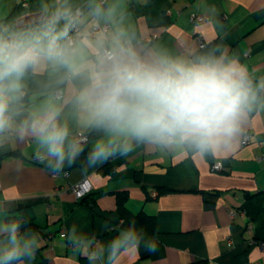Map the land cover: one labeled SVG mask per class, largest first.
<instances>
[{"label": "clouds", "instance_id": "1", "mask_svg": "<svg viewBox=\"0 0 264 264\" xmlns=\"http://www.w3.org/2000/svg\"><path fill=\"white\" fill-rule=\"evenodd\" d=\"M205 15L221 38L173 48L129 23L127 0H39L34 17L0 21V157L29 146L60 175L140 148L195 159L233 151L264 112V77L229 51L216 7ZM14 205L0 199V264H34L42 237ZM66 240L88 264L158 247L135 220L107 245L75 225Z\"/></svg>", "mask_w": 264, "mask_h": 264}, {"label": "crops", "instance_id": "2", "mask_svg": "<svg viewBox=\"0 0 264 264\" xmlns=\"http://www.w3.org/2000/svg\"><path fill=\"white\" fill-rule=\"evenodd\" d=\"M38 5L39 0H0V21L32 18ZM208 6L218 11L229 51L255 77H264V0H127V14L150 42L173 48L198 43L200 37L221 38L218 27L191 20ZM247 130L253 133L248 144L242 137L233 151L216 157L195 159L140 148L86 171L78 163L65 169L68 177L52 176L30 156L29 146L14 147L0 157V199L14 200L15 213L39 225L34 231L42 245L34 264H88L66 240L73 225L107 245L132 220L158 247L125 254L120 264H264L258 244L264 240V160L259 159L264 145L258 142L264 140V112L250 117ZM215 162L222 167L215 169ZM83 180L92 189L78 199L69 184ZM119 192L127 195L123 202ZM139 212L156 216L155 233L145 231Z\"/></svg>", "mask_w": 264, "mask_h": 264}, {"label": "built area", "instance_id": "3", "mask_svg": "<svg viewBox=\"0 0 264 264\" xmlns=\"http://www.w3.org/2000/svg\"><path fill=\"white\" fill-rule=\"evenodd\" d=\"M24 4L27 5V1H24ZM191 20H192L194 23H198V22L206 21V20H207V17H206L205 14L194 13V14L191 16ZM199 40H202V38L200 37ZM248 54H249V53H248ZM252 137H253V133H252V131L247 130V131L245 132L244 136H243V140H242L243 144H244V145H245V144H248V143L251 141ZM258 142H259V144H260L261 146L264 145V140H263V139H260ZM259 159H260V160H264V155L261 156ZM213 167H214L215 169H220V168L222 167V163H220V162H215V163L213 164ZM62 174H63L64 176L68 177V176H69V171H65V172L62 173ZM52 176L56 177V176H58V175H54V174H52ZM69 189H70V190L76 195V197H77L78 199H81V198H83L84 196H86L87 193H89V192L91 191L92 186H91V184L89 183L88 180H83V181H80V182H77V183H70V184H69ZM1 191H2V185H1V183H0V192H1ZM156 193H157L156 191L153 192V194H156ZM97 240H98V239H97ZM98 242H99V241H98ZM230 243H231V240H230ZM254 243H255V241H251V244H254ZM258 244L261 246V248L264 249V240H260V241L258 242Z\"/></svg>", "mask_w": 264, "mask_h": 264}, {"label": "trees", "instance_id": "4", "mask_svg": "<svg viewBox=\"0 0 264 264\" xmlns=\"http://www.w3.org/2000/svg\"><path fill=\"white\" fill-rule=\"evenodd\" d=\"M161 192H168L170 191L168 188H161ZM126 194L124 192L118 193V200L119 202H123L124 198H126ZM138 220L140 221L141 225L148 233H155L157 231V219L155 215H150L144 212H139L137 214ZM29 227L33 230H38L39 225L34 222L29 221Z\"/></svg>", "mask_w": 264, "mask_h": 264}]
</instances>
